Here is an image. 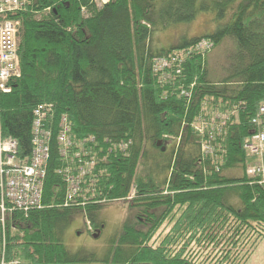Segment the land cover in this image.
<instances>
[{
  "label": "trees",
  "instance_id": "trees-1",
  "mask_svg": "<svg viewBox=\"0 0 264 264\" xmlns=\"http://www.w3.org/2000/svg\"><path fill=\"white\" fill-rule=\"evenodd\" d=\"M212 6L226 18L214 32L153 45L157 26L191 21ZM9 18L22 24L20 75L0 96V133L17 142L20 159L30 157L34 108L53 110L45 120L51 137L42 207L7 215L6 261L243 264L264 239V182L245 173L254 157L243 147L264 103V0H31ZM226 37L235 63L216 83L207 55L193 46ZM181 50V61L154 70L158 58ZM231 110L225 124L209 128L212 138L194 130L210 112ZM63 116L74 149L93 161L73 197H85V206L63 205L67 185L58 171L67 157L56 141ZM203 139L213 153H202ZM235 168L243 173L226 174ZM111 200L130 202L120 232L102 258H78L63 243L70 216L81 212L94 233L103 226L98 211Z\"/></svg>",
  "mask_w": 264,
  "mask_h": 264
},
{
  "label": "built area",
  "instance_id": "built-area-1",
  "mask_svg": "<svg viewBox=\"0 0 264 264\" xmlns=\"http://www.w3.org/2000/svg\"><path fill=\"white\" fill-rule=\"evenodd\" d=\"M31 0H0V96L11 90L9 81L20 75L18 39L21 31V22L10 15L26 10ZM212 46L209 40H201L194 45V49L202 55ZM183 50L172 53L167 57H160L154 63V70L160 71L173 66V63L181 61ZM53 110L51 104H39L33 110L31 152L28 159L18 157L17 142L12 138H3L0 133V264H19L17 261H5L6 247V217L18 210L24 214L32 209L42 207V188L46 175V165L49 159V141L51 130L45 120L48 112ZM208 117H201L194 125V129L203 135L207 131L212 138L211 130L214 121L220 128L228 120L224 113H213L210 121ZM215 119V120H214ZM252 123L256 128L255 133L243 145L247 156L256 157V160L248 164L246 173L249 176L260 174L264 182V104L258 107ZM57 144L61 156L66 160V166L59 169L67 185L66 200L63 205L85 206L86 198L74 201V195L81 190V181L87 175L93 161L80 157V152L74 149L75 144L70 139L68 121L63 116L57 132ZM82 145V144H81ZM83 150V146H82ZM202 153H212L213 146L209 139L201 141ZM70 152V153H69ZM76 164L74 167L73 164Z\"/></svg>",
  "mask_w": 264,
  "mask_h": 264
},
{
  "label": "rangeland",
  "instance_id": "rangeland-1",
  "mask_svg": "<svg viewBox=\"0 0 264 264\" xmlns=\"http://www.w3.org/2000/svg\"><path fill=\"white\" fill-rule=\"evenodd\" d=\"M101 4L107 0H94ZM217 10L214 6L207 11H201L196 18L191 21L176 22L167 27L157 26L152 33V43L155 47H169L184 38L193 36H203L214 32L219 25H223L226 18H219ZM39 16V15H38ZM236 46L234 42L226 37L221 43L210 48L207 52V68L209 79L213 82H221V80L231 72L235 63ZM233 64V66H232ZM209 113L207 118L211 120L212 114ZM234 110L228 111L226 114L230 117ZM215 120V119H214ZM219 124L218 120L214 121V125ZM172 142H166L165 147L169 152ZM148 148H153L148 145ZM147 166H152V161L147 162ZM242 169L235 168L232 171L240 173ZM228 170L226 174L228 175ZM230 171V172H232ZM239 175V174H236ZM228 200L237 204V200L233 196H229ZM129 201V200H128ZM125 200H111L103 203L98 211V218L103 226L95 234L87 224V218L81 212H76L70 216L69 222L64 229L63 243L78 258L94 254L96 257L102 258L108 250V247L114 240L115 236L120 232L123 223L129 215L127 206L130 202ZM6 261V259H5ZM7 262V261H6ZM79 264V263H78ZM85 264H102V261L87 262ZM243 264H264V239L259 241L252 253L243 262Z\"/></svg>",
  "mask_w": 264,
  "mask_h": 264
},
{
  "label": "crops",
  "instance_id": "crops-1",
  "mask_svg": "<svg viewBox=\"0 0 264 264\" xmlns=\"http://www.w3.org/2000/svg\"><path fill=\"white\" fill-rule=\"evenodd\" d=\"M228 173H229L230 175H236V174H239V175H240V174L243 173V171L241 170L240 173H238V172L236 173L235 171H232V172L229 171ZM239 175H238V176H239Z\"/></svg>",
  "mask_w": 264,
  "mask_h": 264
},
{
  "label": "water",
  "instance_id": "water-1",
  "mask_svg": "<svg viewBox=\"0 0 264 264\" xmlns=\"http://www.w3.org/2000/svg\"><path fill=\"white\" fill-rule=\"evenodd\" d=\"M160 143H161V141H158V142H157V145H160ZM164 149H165V147H162V150H164ZM98 231H99V230H98ZM98 231H97V232H98Z\"/></svg>",
  "mask_w": 264,
  "mask_h": 264
}]
</instances>
